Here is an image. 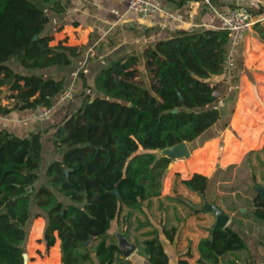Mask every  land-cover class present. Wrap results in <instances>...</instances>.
<instances>
[{
    "label": "trees",
    "instance_id": "obj_1",
    "mask_svg": "<svg viewBox=\"0 0 264 264\" xmlns=\"http://www.w3.org/2000/svg\"><path fill=\"white\" fill-rule=\"evenodd\" d=\"M50 9L61 11V0H0V112L51 106L65 89V77L21 73L7 63L17 57L30 69L68 65L82 53L81 46L51 44L53 35L44 32ZM229 37L230 31L221 28L159 40L144 53L148 81L141 75V57L134 53L101 68L95 78L99 93L87 94L80 108L56 126L53 141L62 158L44 173L41 133L21 137L0 129V264H25L33 204L47 217L40 240L49 248L60 239L61 264H135L123 256L110 231L112 220L129 208L123 230L130 237L133 211L161 194L171 162L157 150L193 141L221 117L211 77L224 72ZM2 86H8L7 97L15 101L11 106L2 103ZM259 152L247 153L253 180L252 154L264 165ZM212 179V174L195 172L182 183L205 197ZM258 185H253L251 202L256 217L264 220ZM175 230L164 233L173 238ZM143 235L137 239L139 252L152 264H170L160 230L153 226ZM198 247L200 263L217 264L247 243L229 223L203 237ZM179 264L189 260L181 257Z\"/></svg>",
    "mask_w": 264,
    "mask_h": 264
},
{
    "label": "crops",
    "instance_id": "obj_2",
    "mask_svg": "<svg viewBox=\"0 0 264 264\" xmlns=\"http://www.w3.org/2000/svg\"><path fill=\"white\" fill-rule=\"evenodd\" d=\"M160 1V12L142 17L128 7V0H61V11H48L50 19L44 32L53 35L51 44L81 46L82 53L68 65L30 69L17 57L7 63L21 73L65 77L64 91L70 90L72 95L64 98V91L58 93L53 98L49 117L44 119L37 115V106L1 112L0 129H8L21 137L39 131L41 173H44L52 161L62 158L53 141L56 126L80 108L87 94L94 96L99 93L95 78L101 68L114 59L134 53L141 57V75L144 73V79L148 81L144 53L150 45L183 31L221 29L220 12L223 9L235 5L246 7L253 15V28L236 44L229 68L211 77L221 117L199 137L187 142L191 155L173 160L164 174L161 194L146 200L142 209L134 210L130 217L136 234L141 233L139 238L130 236L131 241L144 239L143 233L155 226L161 232L170 264H179L181 257L187 258L189 264H203L198 261V245L203 237L211 234L216 217L212 210L201 208L206 197L187 187L182 179L195 172L211 175L218 165L223 168L237 162L248 165L247 153L251 150L260 151L259 155L264 159V0ZM2 89V103L11 106L15 101L7 97L10 93L8 86H2ZM256 154L251 156L256 179L251 177L250 182L264 187L256 173L261 165ZM261 177L264 180V174ZM43 180L44 176L38 183ZM252 196L241 192L240 222H234L232 211L218 201L230 214L229 223L241 232L247 247L225 254L217 264H264V220L254 214ZM207 198L213 201V198ZM128 212L129 208L125 207L121 216L112 220L111 232L119 220L122 222L120 228L125 229L123 218ZM140 221L147 223L138 228ZM46 224L47 219L41 216V224L38 220L33 223L35 238L26 239L29 264H61L60 239L57 238L49 248L40 240ZM172 228L176 229L174 237L168 238L164 230ZM126 258L135 264H152L146 255L139 252L138 243L136 250Z\"/></svg>",
    "mask_w": 264,
    "mask_h": 264
},
{
    "label": "rangeland",
    "instance_id": "obj_3",
    "mask_svg": "<svg viewBox=\"0 0 264 264\" xmlns=\"http://www.w3.org/2000/svg\"><path fill=\"white\" fill-rule=\"evenodd\" d=\"M142 78H144V73H142ZM159 151L160 150H157L158 154H160ZM253 172L254 171L252 170V168L247 164H244V162L232 163L227 167L225 166L224 168L219 165L216 166L212 172L213 179L208 190V195L205 196L206 198L204 199L208 200L207 197L211 199H218V201L222 202L227 209L232 211L231 214L234 215L235 218L234 222H240L241 211L239 210V206H241V192L243 194L249 195V197H251L256 192L254 186L252 185V182H250L251 174H253ZM256 173L258 174L259 180L264 183V180L261 177V175L264 174V165H260L256 169ZM200 200L201 198L199 196L198 201ZM41 216L47 219L44 209L40 208L36 204H33L31 221L28 224V238H35L34 236H36V233L33 229V223L37 222L38 220V222H40L41 224ZM198 220H201V217H199ZM121 223L122 222L120 220L116 221L115 225L112 227V232L115 233L116 228L121 229ZM133 224L134 223L130 224V228ZM131 229L129 230L131 238H135L136 236L138 237L141 235V233L136 234L133 227Z\"/></svg>",
    "mask_w": 264,
    "mask_h": 264
},
{
    "label": "built area",
    "instance_id": "obj_4",
    "mask_svg": "<svg viewBox=\"0 0 264 264\" xmlns=\"http://www.w3.org/2000/svg\"><path fill=\"white\" fill-rule=\"evenodd\" d=\"M128 7L138 12L142 17H149L161 11L160 0H128ZM222 28L230 31L227 53L224 60V70H227L232 60V54L236 44L252 30L255 23L253 15L244 6H228L220 12ZM72 95L70 90L64 91L63 97ZM37 115L44 119L49 117L51 106L40 103L36 107ZM1 114V112H0Z\"/></svg>",
    "mask_w": 264,
    "mask_h": 264
},
{
    "label": "water",
    "instance_id": "obj_5",
    "mask_svg": "<svg viewBox=\"0 0 264 264\" xmlns=\"http://www.w3.org/2000/svg\"><path fill=\"white\" fill-rule=\"evenodd\" d=\"M174 111H177V108H174ZM159 152L161 156H167L172 160L170 162L169 167L172 166L173 160L177 158L189 157L191 155V149L187 141H182L172 146L162 148ZM257 191L264 199V187L257 186ZM115 192L117 193V195H120L117 189L115 190ZM201 208L210 209L215 214L216 220L213 226L211 227V233H213L217 227H225L229 224L231 217L230 214L225 211L218 203L209 200H204V202L201 204ZM115 235L117 238V244L121 248L123 256H130L136 250L137 242L131 241L126 235V233L121 229H117L115 231ZM24 258L25 264H29L30 254L28 251L24 252Z\"/></svg>",
    "mask_w": 264,
    "mask_h": 264
}]
</instances>
